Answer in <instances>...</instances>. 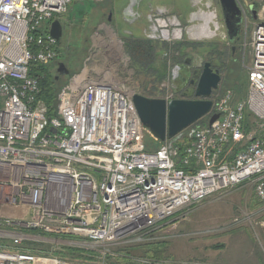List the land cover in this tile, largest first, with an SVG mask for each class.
Wrapping results in <instances>:
<instances>
[{
	"label": "built area",
	"instance_id": "built-area-1",
	"mask_svg": "<svg viewBox=\"0 0 264 264\" xmlns=\"http://www.w3.org/2000/svg\"><path fill=\"white\" fill-rule=\"evenodd\" d=\"M84 1L103 0H0V264L91 263L32 246L55 236L102 248L99 257L168 239L164 227L184 211L245 182L264 213V0H235L243 56L250 49L244 96L230 90L213 96L206 122L152 149L132 95L105 75L93 79L85 68L71 77L50 119L38 100L31 66L56 62L51 23ZM127 11L125 19H141L133 7L132 15ZM148 21V40L181 37L180 22L163 8L150 10ZM214 115L219 118L209 125ZM127 258L128 264H173Z\"/></svg>",
	"mask_w": 264,
	"mask_h": 264
},
{
	"label": "rangeland",
	"instance_id": "rangeland-1",
	"mask_svg": "<svg viewBox=\"0 0 264 264\" xmlns=\"http://www.w3.org/2000/svg\"><path fill=\"white\" fill-rule=\"evenodd\" d=\"M246 1L257 4V0ZM129 6L130 0H103L98 4L84 1L71 5L73 9L68 17L60 21L63 35L57 61L48 67L53 77L57 76L59 64L68 71L67 76L57 78L58 94L71 77L93 65L99 77L105 75L104 80H114L131 95L137 93L148 99L167 101L182 98L173 90L177 84L172 85V73L176 66H184V61L189 60L196 68L210 63L219 70L221 82L218 90L213 92L214 96L228 90L236 98L244 96L247 85L244 65L250 60V49L247 48L243 56L244 36L241 34L240 41L233 45L234 52L231 51L232 44L223 27L218 0H140L133 9L141 15V19L137 18L133 23L131 19L124 18ZM162 6L181 23V37L170 43L148 40L152 51L156 49V56L153 51L154 58L144 66L139 65L130 59V43L132 40H147L150 9ZM202 13L215 15L213 21L218 24V30L215 31L210 23L211 30L215 31L212 38L195 39L190 36L194 34L191 29L195 30L203 24V20L197 18ZM254 16L251 15L253 21ZM250 33L251 27L247 42ZM129 35L134 38H124ZM244 57L246 59L242 60ZM202 120L206 122L207 117ZM144 142L148 149L161 145L160 142H152L148 136ZM260 210L261 204L252 186L246 182L221 197L207 199L199 206L184 211L178 220L164 227L163 232L168 239L153 243L158 246V259L173 264H264V213ZM36 243L37 251H47L52 255L62 248H81L79 250L91 253L85 257L91 261L76 258V255L72 259L66 254L76 263L128 264L124 251H117L113 257H99L96 253L102 248L76 245L83 242L48 239Z\"/></svg>",
	"mask_w": 264,
	"mask_h": 264
},
{
	"label": "water",
	"instance_id": "water-1",
	"mask_svg": "<svg viewBox=\"0 0 264 264\" xmlns=\"http://www.w3.org/2000/svg\"><path fill=\"white\" fill-rule=\"evenodd\" d=\"M140 0H130L129 10ZM221 18L224 24V29L230 44L231 51L234 52V44L239 40L241 31L242 16L235 0H218ZM252 9V8H250ZM255 14V11H251ZM110 21V19H108ZM49 34L54 38L59 46L63 35L62 25L59 20H54L51 23ZM190 64L189 60L184 61V65ZM181 66L172 74V85L175 93L181 90L182 78L184 82L187 80V70ZM58 75L67 76L68 71L64 65L59 64ZM186 72V74H185ZM196 87L192 94V99H188V95H183L182 98L172 99H148L138 94L132 95V103L137 112L141 125L147 130L154 140L163 144L166 139H171L183 132L189 126L205 117L212 107V93L217 91L221 82V75L218 70H214L210 63H204L198 76L196 77ZM195 82H191L194 86ZM219 118V115H214L209 120V125L214 123Z\"/></svg>",
	"mask_w": 264,
	"mask_h": 264
},
{
	"label": "trees",
	"instance_id": "trees-1",
	"mask_svg": "<svg viewBox=\"0 0 264 264\" xmlns=\"http://www.w3.org/2000/svg\"><path fill=\"white\" fill-rule=\"evenodd\" d=\"M124 38H127L128 40L133 39L132 36H125ZM146 38V37H145ZM150 41V40H149ZM147 40H132V43H130V59L139 64L144 66L149 60L154 58L153 56V51H155V56H156V49L152 51V49L149 47L150 42ZM240 41V38L239 40ZM164 50V48H162ZM158 55V54H157ZM130 60V61H131ZM31 75L34 78H37L38 80V85L40 89V93L38 96V100H40L44 106L47 109V118L50 119L51 117L55 116V109L57 105V95H58V85H57V78H59L60 75H58L57 70H56V75L55 77L52 76L50 73V69L48 67H42L37 64H32L31 66ZM57 85V87H55ZM28 235H34V236H42L39 232H26ZM53 239L57 240H72V241H77L76 238L70 237V236H63V237H53ZM34 248L36 245H33ZM63 250L59 252H54L55 255L59 258H64L68 259L66 257V254L69 255L70 258L74 259L75 255L76 258L82 257V259H85L86 255L91 254L88 251L84 250H79V249H73V248H62ZM158 246L154 244H150L147 246H139L135 248H130L128 250H121L125 252V255L127 256H144V257H149V258H156L158 259L160 255L157 253ZM45 253H48L47 251H44ZM49 255V254H48ZM70 260V259H69ZM86 261H91L90 258H86ZM74 261V260H73Z\"/></svg>",
	"mask_w": 264,
	"mask_h": 264
},
{
	"label": "bare ground",
	"instance_id": "bare-ground-1",
	"mask_svg": "<svg viewBox=\"0 0 264 264\" xmlns=\"http://www.w3.org/2000/svg\"><path fill=\"white\" fill-rule=\"evenodd\" d=\"M126 13L128 15H132V11L131 10L127 11ZM197 18L203 20V24L201 26H198L197 28H195V30L191 29V31L193 30L194 34H192L190 36L192 38H195V39H199V38L200 39L201 38L209 39V38H212L214 36V34H215V31L218 30V24L213 21V19L215 18V15L213 13H207V14H203L202 13V14L198 15ZM210 23H212L214 25L215 31L211 30Z\"/></svg>",
	"mask_w": 264,
	"mask_h": 264
},
{
	"label": "flooded vegetation",
	"instance_id": "flooded-vegetation-1",
	"mask_svg": "<svg viewBox=\"0 0 264 264\" xmlns=\"http://www.w3.org/2000/svg\"><path fill=\"white\" fill-rule=\"evenodd\" d=\"M108 19H110V15L108 16L107 18V21ZM238 41V40H237ZM237 41L235 42V44L237 43ZM212 67L214 68V66L212 65ZM185 70H187V80L184 82V78H182V82H181V90L179 91V94L180 95H188L187 98L188 99H192V94L194 92V89L196 87V81H197V76H198V71L200 72V70L196 67H194L191 63L188 65H184L183 67ZM214 70H218L217 68H214ZM219 71V70H218ZM186 74V72H185ZM194 81L195 84L194 86H191V82ZM192 93V94H190Z\"/></svg>",
	"mask_w": 264,
	"mask_h": 264
},
{
	"label": "crops",
	"instance_id": "crops-1",
	"mask_svg": "<svg viewBox=\"0 0 264 264\" xmlns=\"http://www.w3.org/2000/svg\"><path fill=\"white\" fill-rule=\"evenodd\" d=\"M159 8V7H158ZM160 8H163V10L166 12V14H168V12L164 9V7L162 6V7H160ZM72 7L71 6H69V10H68V13H69V11H72ZM153 9V8H152ZM152 9H150V10H152ZM154 9H156V8H154ZM68 13L65 15V16H63V17H61V18H59V19H57V20H59V22L60 21H62V19L63 18H66V17H68ZM169 15V14H168ZM61 23V22H60ZM116 45H118V44H116ZM89 67H91L90 69L89 68H86V70H87V73L90 75V77H95L96 75H98L99 74V72L97 71V70H95V68H92L93 67V65H91V66H89ZM85 69V68H84ZM58 70V69H57ZM82 71V70H81ZM58 72V71H57ZM96 72V73H95Z\"/></svg>",
	"mask_w": 264,
	"mask_h": 264
}]
</instances>
